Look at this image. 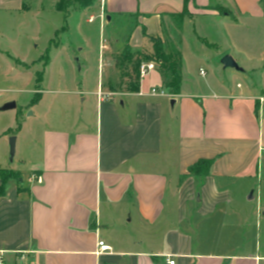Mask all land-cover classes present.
<instances>
[{
    "label": "crops",
    "instance_id": "0c3cea01",
    "mask_svg": "<svg viewBox=\"0 0 264 264\" xmlns=\"http://www.w3.org/2000/svg\"><path fill=\"white\" fill-rule=\"evenodd\" d=\"M24 1L0 0V14L21 13ZM184 10L183 32L194 24L206 35L203 21L226 19L228 41L213 58L234 59L239 70L228 80L192 85L182 35L178 95H152L156 87H145L146 77L137 91L116 93L119 70L109 61L116 73L106 83L99 79L87 88L81 79L69 88L42 89L19 129V112L0 122V168L7 169L13 135L19 162L29 166L26 181L8 169L20 177L10 179L0 196L2 264H264L258 243L241 253L214 245L249 235L255 241L264 218V2L100 0L99 17L104 27L101 14L107 23L133 16L126 43L149 53L142 29L164 39L165 31H175L170 14ZM242 18L259 21V42L250 30L237 32L246 23ZM126 43L118 41L117 53ZM220 60L216 65L223 67ZM156 70L158 87L165 89L159 65ZM250 73H258L257 81ZM200 160H212L210 173L188 176ZM99 242L110 251L98 253Z\"/></svg>",
    "mask_w": 264,
    "mask_h": 264
},
{
    "label": "rangeland",
    "instance_id": "374dc122",
    "mask_svg": "<svg viewBox=\"0 0 264 264\" xmlns=\"http://www.w3.org/2000/svg\"><path fill=\"white\" fill-rule=\"evenodd\" d=\"M59 2L60 0H25L27 9L21 13L0 14V107L10 102L16 103L15 109L0 111L1 124L7 123L8 116L14 112H19V120L21 116L23 118L29 116L32 110L27 109L30 107L31 101L39 96L38 91L42 89H57L60 87V83L64 84L63 88H69L73 80L79 82L81 79L86 82L87 88H95L99 79L106 83L107 76L116 73L113 66L107 68V63L111 61V64H114L115 57L120 54L117 53L118 41L122 44L128 41L130 34L135 29L136 20L114 18L112 23H107L104 15V27H101L100 0H95L92 6L85 9L72 0L69 5H66L65 11L57 10L56 6ZM216 6L212 4L210 8L214 10ZM91 17L94 19L89 21ZM242 19L246 20V23L238 29L236 28L237 32L243 34V30L245 32L250 30L253 41L259 42L261 40L260 30H262L259 21L249 20L250 18ZM222 20L226 19L203 21L201 29L206 35L196 32L194 24H187L184 32L182 31L183 48L190 61L188 69L192 76L189 78L192 77L190 82L196 87L216 79L228 80L234 73V68H223L216 65L220 59L215 62L213 58L228 41L227 29ZM247 27H251V29H247ZM175 32L171 35L168 33L171 40L175 39ZM237 32H234L236 37L238 36ZM200 35L208 37V43L213 45L201 42ZM145 40L146 43H150L146 38ZM167 40L165 37L164 41ZM200 43L206 49H202ZM77 58L80 60L79 64L76 63ZM81 60L83 61L81 62ZM133 72L132 65H129L123 74L119 72L117 80L112 84L113 91L121 93L130 90L133 83L129 76L135 77ZM249 76L252 80L257 81L259 75L250 73ZM157 77V70L152 71L145 78V87L150 85L157 88ZM40 78L42 81L39 80ZM244 80L248 81L246 77ZM239 81L241 82V80ZM194 86H191L192 90L195 89ZM158 89L160 88L158 87ZM162 89L169 93L168 89ZM165 100L171 107L172 98L167 97ZM165 113L167 112L165 111ZM166 116L165 114V119ZM13 136L17 138V135ZM1 140L0 151L2 149ZM17 144L16 140L15 154L10 160L8 139L4 168L19 171L26 181L29 175V166L19 162ZM255 204L256 201L251 203L253 206ZM262 211L264 212V195ZM259 228L260 234L255 241L249 235L242 239L235 237L233 243L214 245L222 248L226 246L234 253H241L249 251L258 243L263 253V217Z\"/></svg>",
    "mask_w": 264,
    "mask_h": 264
},
{
    "label": "trees",
    "instance_id": "16d2710c",
    "mask_svg": "<svg viewBox=\"0 0 264 264\" xmlns=\"http://www.w3.org/2000/svg\"><path fill=\"white\" fill-rule=\"evenodd\" d=\"M72 0H60L57 4L58 11H65L66 5L70 4ZM79 4L83 9L92 6L95 0H73ZM189 3L192 0H185ZM219 15L231 16V12L225 7L217 5L215 9ZM188 16L186 10L181 13H172L170 18L175 28V39H170L168 32L165 31L164 36L167 37V41L158 36L149 35L145 28L142 29L143 36L152 44V51L146 53L145 51L134 50L125 44L121 53L115 57V65L120 73L123 74L127 70L129 65L133 66L134 76H129L132 81L130 90L137 91L139 86V66L144 61H156L159 63V71L163 78V85L170 91L171 95H178L181 86V69H182V53L179 49V45L182 42V31L184 25V19ZM133 16H122L119 18L132 19ZM131 33V32H130ZM137 57V59H135ZM46 64V63H45ZM39 96L34 98L30 107L38 103ZM21 127L18 116L17 129ZM212 166V160H200L191 167L188 168V176H205L210 173ZM20 175L12 170L0 168V196L5 193L6 183L10 179H19Z\"/></svg>",
    "mask_w": 264,
    "mask_h": 264
},
{
    "label": "built area",
    "instance_id": "2783aa9c",
    "mask_svg": "<svg viewBox=\"0 0 264 264\" xmlns=\"http://www.w3.org/2000/svg\"><path fill=\"white\" fill-rule=\"evenodd\" d=\"M94 18L91 17L89 19V21H92ZM101 20H104V15L101 14ZM159 63L156 61H144L140 64L139 66V78L142 80L145 77H147L152 71L156 70L158 67ZM151 94L152 95H161V96H166L168 95L165 90L163 89H156V88H152L151 89ZM264 98H260V101H263ZM37 182H41V178L40 177H36ZM110 246L106 245L104 242H99L98 243V253H102V252H106V251H110ZM168 264H174V261L167 259L166 260ZM0 264L1 260H0Z\"/></svg>",
    "mask_w": 264,
    "mask_h": 264
},
{
    "label": "water",
    "instance_id": "95a60500",
    "mask_svg": "<svg viewBox=\"0 0 264 264\" xmlns=\"http://www.w3.org/2000/svg\"><path fill=\"white\" fill-rule=\"evenodd\" d=\"M76 63L79 64V59H76ZM221 64L223 65L224 68H234L236 70H239L238 65L236 64V62L234 61V59L229 56L226 55L225 57L222 58L221 60ZM171 104H173V102H171ZM16 108V103L15 102H10L7 103L5 105H3L2 107H0V111H6L9 109H15ZM15 143H16V137L15 136H11L9 138V156H10V160L13 159L14 154H15ZM252 198V196H251Z\"/></svg>",
    "mask_w": 264,
    "mask_h": 264
}]
</instances>
